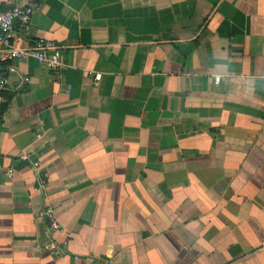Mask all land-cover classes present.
Masks as SVG:
<instances>
[{
    "label": "crops",
    "instance_id": "1",
    "mask_svg": "<svg viewBox=\"0 0 264 264\" xmlns=\"http://www.w3.org/2000/svg\"><path fill=\"white\" fill-rule=\"evenodd\" d=\"M37 2L63 65L8 72L0 264H264V0Z\"/></svg>",
    "mask_w": 264,
    "mask_h": 264
},
{
    "label": "built area",
    "instance_id": "2",
    "mask_svg": "<svg viewBox=\"0 0 264 264\" xmlns=\"http://www.w3.org/2000/svg\"><path fill=\"white\" fill-rule=\"evenodd\" d=\"M37 6V0H28L23 5H9L7 7L0 5V107L5 102L2 93L9 85L8 72L17 71L16 61L33 57L54 71L62 68V48L56 42L40 39L33 44L25 43L24 35L31 29L33 14ZM24 80L29 81L30 78L25 77ZM219 81L220 76H217L216 82ZM29 158V155L22 156L23 160ZM33 165L38 167L39 162L33 160ZM8 173L9 176H12L13 170L10 169ZM43 214L49 218L52 229H62L52 208L44 210ZM51 247L56 248L55 244H51Z\"/></svg>",
    "mask_w": 264,
    "mask_h": 264
},
{
    "label": "trees",
    "instance_id": "3",
    "mask_svg": "<svg viewBox=\"0 0 264 264\" xmlns=\"http://www.w3.org/2000/svg\"><path fill=\"white\" fill-rule=\"evenodd\" d=\"M2 94H3V93H2ZM5 109H6V105L3 104V105L0 107V122H1V120H2V116H3V114H4Z\"/></svg>",
    "mask_w": 264,
    "mask_h": 264
}]
</instances>
